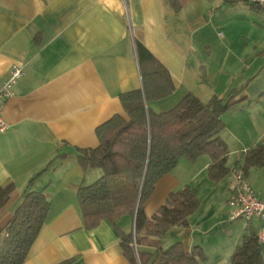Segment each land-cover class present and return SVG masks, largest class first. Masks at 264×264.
<instances>
[{
    "label": "crops",
    "instance_id": "1",
    "mask_svg": "<svg viewBox=\"0 0 264 264\" xmlns=\"http://www.w3.org/2000/svg\"><path fill=\"white\" fill-rule=\"evenodd\" d=\"M134 43L166 69L174 87L148 104L151 111L169 110L187 93L204 104L234 91L245 99L221 116L225 178L211 182L210 159L201 156L179 160L155 183L142 209L148 218L185 186L199 206L186 227L151 238L152 246L180 242L186 252L201 249V264H230L247 226L226 220L237 177L264 199V165L246 175L239 168L264 136V9L234 0H0V87L14 65L23 69L0 112L7 124L0 132V187L14 186L0 209V247L25 191L50 201L23 264H129L118 236L132 231V218L123 217L119 229L108 220L85 229L76 199L81 186L101 176L77 162L78 151L95 149L97 128L125 117L119 95L142 89ZM248 226L257 235L261 222Z\"/></svg>",
    "mask_w": 264,
    "mask_h": 264
},
{
    "label": "trees",
    "instance_id": "2",
    "mask_svg": "<svg viewBox=\"0 0 264 264\" xmlns=\"http://www.w3.org/2000/svg\"><path fill=\"white\" fill-rule=\"evenodd\" d=\"M252 7H257L250 5ZM262 9V8H260ZM141 72V90L119 95L125 117L116 115L99 126L95 149L78 151L79 164L99 169L101 176L93 184L81 186L77 199L85 229H93L102 220L116 228L123 217L133 220L130 233L119 232V241L129 264H201L204 255L195 247L186 252L180 242L163 249L152 246L151 238H160L170 229L186 227L199 201L193 188L185 186L166 197L164 204L148 218L143 205L151 196L155 183L175 168L179 160L195 163L201 156L210 159L207 174L211 182L229 174V154L220 134L225 128L222 117L245 100L230 92L224 98L213 96L202 103L192 93L185 94L171 109L153 112L148 104L173 92L169 73L139 43H134ZM254 149L243 156L240 170L264 165V136ZM14 186L0 187V209L9 200ZM43 192L25 191L20 204L4 229L0 247V264H23L50 207ZM234 248L230 264H264L257 235L248 226ZM119 229V228H118ZM153 247V250L144 248ZM72 258L58 264H72Z\"/></svg>",
    "mask_w": 264,
    "mask_h": 264
},
{
    "label": "built area",
    "instance_id": "3",
    "mask_svg": "<svg viewBox=\"0 0 264 264\" xmlns=\"http://www.w3.org/2000/svg\"><path fill=\"white\" fill-rule=\"evenodd\" d=\"M243 2L248 5L258 6L264 9V0H234ZM23 69L20 66L14 65L10 71V77L0 87V112L5 103V100L12 96V86L22 77ZM6 123L0 114V132H3L7 127ZM236 185L234 187V193L227 202V218L228 221H234L242 219L246 223L257 218L261 222V228L258 230L257 242L258 244L264 242V199L254 193L249 184L243 179L242 176H238L236 179Z\"/></svg>",
    "mask_w": 264,
    "mask_h": 264
},
{
    "label": "rangeland",
    "instance_id": "4",
    "mask_svg": "<svg viewBox=\"0 0 264 264\" xmlns=\"http://www.w3.org/2000/svg\"><path fill=\"white\" fill-rule=\"evenodd\" d=\"M220 37V36H219ZM264 52V51H263ZM264 56V55H263ZM264 60V57H263V59H262V61ZM261 61V60H260ZM242 220V219H241Z\"/></svg>",
    "mask_w": 264,
    "mask_h": 264
}]
</instances>
